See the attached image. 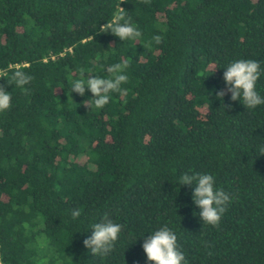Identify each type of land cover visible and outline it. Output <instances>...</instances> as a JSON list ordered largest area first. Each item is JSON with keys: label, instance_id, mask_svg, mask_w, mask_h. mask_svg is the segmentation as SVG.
Returning <instances> with one entry per match:
<instances>
[{"label": "trees", "instance_id": "16d2710c", "mask_svg": "<svg viewBox=\"0 0 264 264\" xmlns=\"http://www.w3.org/2000/svg\"><path fill=\"white\" fill-rule=\"evenodd\" d=\"M119 3L0 0V85L11 94L0 112V264H151L141 245L165 225L187 264H264V104L216 96L224 69L253 59L264 97V0ZM118 5L139 38L99 32ZM125 59L126 95L88 109L91 92H71ZM18 67L33 77L27 93L7 82ZM183 174H211L230 194L217 227L201 221ZM105 213L122 229L93 256L83 240Z\"/></svg>", "mask_w": 264, "mask_h": 264}, {"label": "clouds", "instance_id": "9594fccd", "mask_svg": "<svg viewBox=\"0 0 264 264\" xmlns=\"http://www.w3.org/2000/svg\"><path fill=\"white\" fill-rule=\"evenodd\" d=\"M125 0H120V3ZM149 3L150 0H143ZM119 3V5H120ZM113 14L111 20L99 27L101 33H111L121 41L137 39L142 34L131 22V17L127 16V11L120 6ZM94 39V37H92ZM156 44L162 42L160 36L153 37ZM130 65V59H125L120 63L108 66L105 71L108 75H90L86 79L79 78L72 81L71 92L79 96L85 95L86 89L91 92L92 98L83 103L88 109L93 106L97 109L103 108L109 103L110 93L116 92L126 95L127 89L121 85L128 82L126 70ZM217 69V68H216ZM214 69L213 72L216 71ZM261 75L260 63L253 59H239L230 63L223 71L224 89L216 92L218 99L223 101L224 96L230 93V101H243V105L248 108H255L264 104L262 97L256 90V82ZM0 78H4L0 75ZM5 79V78H4ZM33 77L25 72L23 68H16L10 77L8 84H15L27 93L25 85L29 84ZM11 107V94L5 91L4 85H0V112ZM224 108H231V103L223 105ZM264 155V149H261ZM215 181L211 174H183L178 185L193 186L192 202L200 209L199 217L204 224L217 227L222 214L227 210L226 205L231 202L230 194L223 189L214 187ZM81 215L79 209H74L71 216L75 219ZM122 225L114 223L104 214L100 222L91 226V235L83 240V245L93 256H107L114 248L121 232ZM148 262L151 264H187L184 254L177 247L176 234L167 226H162L144 238L141 245Z\"/></svg>", "mask_w": 264, "mask_h": 264}]
</instances>
